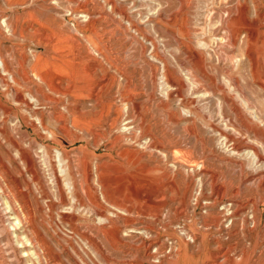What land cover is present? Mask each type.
<instances>
[{
	"label": "rangeland",
	"instance_id": "374dc122",
	"mask_svg": "<svg viewBox=\"0 0 264 264\" xmlns=\"http://www.w3.org/2000/svg\"><path fill=\"white\" fill-rule=\"evenodd\" d=\"M0 23V264H264V0H0Z\"/></svg>",
	"mask_w": 264,
	"mask_h": 264
},
{
	"label": "bare ground",
	"instance_id": "6f19581e",
	"mask_svg": "<svg viewBox=\"0 0 264 264\" xmlns=\"http://www.w3.org/2000/svg\"><path fill=\"white\" fill-rule=\"evenodd\" d=\"M56 2V1H55ZM79 3V2H78ZM88 3V2H87ZM57 4V3H56ZM69 4V3H68ZM111 5V4H110ZM69 6V5H68ZM84 6V5H83ZM30 7V6H29ZM102 7V6H101ZM61 8V7H60ZM34 9V8H33ZM134 10V9H133ZM49 11V10H48ZM122 12V11H121ZM99 13V12H98ZM157 13V12H156ZM155 13V14H156ZM154 14V13H153ZM65 16V15H64ZM73 16V15H72ZM61 17H63V16H61ZM118 17V16H117ZM77 18H79L80 19V22H85V21H87L88 19H89V15H87V14H80V15H78L77 16ZM104 19V18H103ZM92 21V20H91ZM99 21V20H98ZM6 23V22H5ZM4 23V24H5ZM100 23V22H99ZM1 24V23H0ZM7 25V24H6ZM63 25V24H62ZM128 25V24H127ZM11 27V26H10ZM5 31V30H4ZM67 31V30H66ZM73 31V30H72ZM105 31V30H104ZM118 31V30H117ZM116 32V31H115ZM121 32V31H120ZM119 32V33H120ZM128 33V32H127ZM234 33V32H233ZM41 34V33H40ZM132 34V33H131ZM4 35V34H3ZM44 36H46V35H44ZM121 36V35H120ZM5 37V36H4ZM53 38V37H52ZM40 41H38V43H39ZM45 42V41H44ZM47 46V45H46ZM250 58H251V60L252 61H255V55L253 54V53H251V55H250ZM257 58V57H256ZM260 57H258V59H259ZM0 67H3V61H2V59L0 58ZM90 68V67H89ZM163 69V68H162ZM3 70V69H2ZM2 72V71H1ZM5 72V71H4ZM7 73V72H6ZM5 73V74H6ZM85 74V73H84ZM56 75V74H55ZM39 77V76H38ZM39 79V78H38ZM40 80V79H39ZM12 81V80H11ZM240 91V90H239ZM213 93V92H212ZM171 94L172 93H170L169 95H168V97H170L171 96ZM97 97V96H96ZM123 100H124V98H123ZM33 102V101H32ZM124 104V103H123ZM237 114V113H236ZM124 116V115H123ZM114 117V116H113ZM37 119V118H36ZM118 119L117 118H114L113 119V121H112V123H111V125H114V126H116V125H118V126H116V127H122V128H119V130H120V132L121 133H128V132H130V127H127V126H125L127 123H125V121H124V118H122L121 120H119V121H117ZM42 122V121H41ZM39 124V121H36V127L37 126H40L41 127V125H38ZM83 131H85V130H83ZM81 133H83L84 134V132H81ZM224 139V138H223ZM225 140L227 141V139L225 138ZM235 147V146H234ZM234 149V148H233ZM235 150V149H234ZM236 151V150H235ZM242 151V150H241ZM239 152V151H238ZM247 154H250L251 156H253V159L254 160H257L258 161V159H259V154L255 151V150H248L247 152H246ZM253 160V161H254ZM60 161V163L61 164H63L62 163V161H61V159L59 160ZM252 161V162H253ZM85 163V162H84ZM65 164V163H64ZM65 166V165H64ZM86 166H87V164L85 163V165H84V171H86ZM261 169V168H260ZM62 172H63V169L61 170ZM64 171H65V168H64ZM87 175V174H86ZM102 176V175H101ZM259 176V175H258ZM68 178H69V176H68ZM100 179V178H99ZM259 180V179H258ZM260 181V180H259ZM262 182V181H261ZM263 184V183H262ZM66 186H65V188H67V190H70V187H71V182L70 181H68V184H65ZM102 195L104 196V193L102 192ZM73 200H74V198H73ZM75 201V200H74ZM6 203V206H7V208H9L10 210H12L13 209V207H12V205L10 204V203H8V202H5ZM228 207V206H227ZM227 209V208H226ZM225 210V209H224ZM17 218V217H16ZM100 223L102 222V220H100L99 221ZM16 223L18 224V225H21L20 224V219L18 218V219H16ZM28 245V244H27Z\"/></svg>",
	"mask_w": 264,
	"mask_h": 264
}]
</instances>
